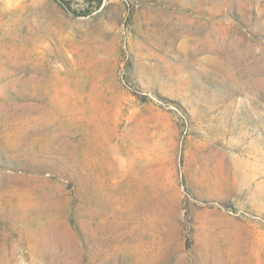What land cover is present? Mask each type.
<instances>
[{"label":"rangeland","instance_id":"1","mask_svg":"<svg viewBox=\"0 0 264 264\" xmlns=\"http://www.w3.org/2000/svg\"><path fill=\"white\" fill-rule=\"evenodd\" d=\"M0 0V264H264V0Z\"/></svg>","mask_w":264,"mask_h":264},{"label":"trees","instance_id":"2","mask_svg":"<svg viewBox=\"0 0 264 264\" xmlns=\"http://www.w3.org/2000/svg\"><path fill=\"white\" fill-rule=\"evenodd\" d=\"M55 2L61 9L65 10L68 13H71L73 15H78V13L71 9L70 3L66 0H52ZM88 2H94L96 7H100L104 0H87Z\"/></svg>","mask_w":264,"mask_h":264}]
</instances>
